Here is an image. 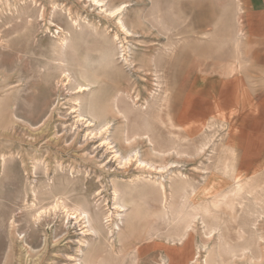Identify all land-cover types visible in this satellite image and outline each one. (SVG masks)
I'll return each mask as SVG.
<instances>
[{
	"label": "rangeland",
	"instance_id": "rangeland-1",
	"mask_svg": "<svg viewBox=\"0 0 264 264\" xmlns=\"http://www.w3.org/2000/svg\"><path fill=\"white\" fill-rule=\"evenodd\" d=\"M0 264H264V0H0Z\"/></svg>",
	"mask_w": 264,
	"mask_h": 264
},
{
	"label": "bare ground",
	"instance_id": "bare-ground-1",
	"mask_svg": "<svg viewBox=\"0 0 264 264\" xmlns=\"http://www.w3.org/2000/svg\"><path fill=\"white\" fill-rule=\"evenodd\" d=\"M99 1V0H98ZM123 28H124V26H123ZM116 36V35H115ZM125 59V58H124ZM89 84H91V83H89ZM160 107V106H159ZM209 190H210V187H204V189L202 190V193H204V194H206V193H208L209 192Z\"/></svg>",
	"mask_w": 264,
	"mask_h": 264
},
{
	"label": "snow or ice",
	"instance_id": "snow-or-ice-1",
	"mask_svg": "<svg viewBox=\"0 0 264 264\" xmlns=\"http://www.w3.org/2000/svg\"><path fill=\"white\" fill-rule=\"evenodd\" d=\"M117 11H119V9ZM113 15H115V13H113Z\"/></svg>",
	"mask_w": 264,
	"mask_h": 264
},
{
	"label": "crops",
	"instance_id": "crops-1",
	"mask_svg": "<svg viewBox=\"0 0 264 264\" xmlns=\"http://www.w3.org/2000/svg\"><path fill=\"white\" fill-rule=\"evenodd\" d=\"M147 253V252H146ZM145 254V253H144ZM143 255V254H142Z\"/></svg>",
	"mask_w": 264,
	"mask_h": 264
}]
</instances>
